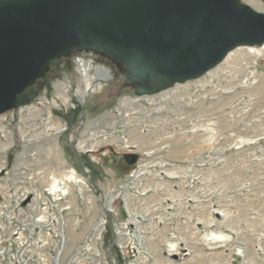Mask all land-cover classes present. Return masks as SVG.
Here are the masks:
<instances>
[{"label": "rangeland", "instance_id": "1", "mask_svg": "<svg viewBox=\"0 0 264 264\" xmlns=\"http://www.w3.org/2000/svg\"><path fill=\"white\" fill-rule=\"evenodd\" d=\"M82 59L109 71L96 91ZM124 75L109 54L81 48L49 61L0 115V212L13 211L16 239L36 252L29 264H55L59 251L35 223L48 196L68 207L60 264H264V46L237 47L209 73L151 93ZM58 182L71 194L48 195ZM27 190L33 200L19 201ZM6 239L0 261L12 264L20 245Z\"/></svg>", "mask_w": 264, "mask_h": 264}, {"label": "water", "instance_id": "2", "mask_svg": "<svg viewBox=\"0 0 264 264\" xmlns=\"http://www.w3.org/2000/svg\"><path fill=\"white\" fill-rule=\"evenodd\" d=\"M264 44V13L239 0H0V115L49 61L109 54L146 94L197 78L234 48ZM137 163L138 153H125Z\"/></svg>", "mask_w": 264, "mask_h": 264}, {"label": "built area", "instance_id": "3", "mask_svg": "<svg viewBox=\"0 0 264 264\" xmlns=\"http://www.w3.org/2000/svg\"><path fill=\"white\" fill-rule=\"evenodd\" d=\"M83 60V59H82ZM80 61V60H79ZM79 61L77 62L78 63V65H79ZM84 61V60H83ZM94 65V64H93ZM97 66V65H96ZM94 67H95V65H94ZM79 147H81V146H79ZM83 147V146H82ZM80 149V148H79ZM84 151H87V150H84ZM28 191H30V190H27L26 192H27V194H25L26 192H23L24 194V196L22 197V198H20V196L18 197V199H19V201H21V199H27L28 198V200H33V197L35 196V194H34V196H33V194H29L28 193ZM32 191V190H31ZM46 191H48V189H46ZM33 192H36V190L35 191H33ZM48 193H50L49 191H48ZM49 198H50V196H48V199H47V201H49V204H48V209H45V206L44 207H42V212L41 213H39L38 214V216H39V222L40 221H45L46 219L44 218V216H43V214H47L48 215V220H50V222L47 224V225H44L43 227H45L46 228V226L48 227V236L50 237V238H58L59 240V242H58V246H59V244H60V242H62V244L65 242H67V236H66V231H65V236H66V239H64V238H62L61 237V232H60V229L59 228H57V230H55V229H52V226H54V225H59L60 226V224H68V218H66V216L64 215V212H65V209L66 208H68V207H65V205H63V203H60V202H57L56 201V198H54L51 202H50V200H49ZM33 202V201H32ZM31 202V203H32ZM12 208H14L12 205H10ZM4 215L8 218L10 215H11V213L10 214H6L5 212L4 213H2V212H0V219L2 218V217H4ZM8 220H9V218H8ZM35 223H37V219L35 220ZM8 224H10V220L8 221V222H1L0 221V226H2V228L0 229V235H4V234H8L9 235V240H11L12 242H14L15 243V241H17V242H19V247H18V252H19V254H20V256L18 257V259L19 260H16L14 263H12V264H29V259L28 258H31L30 257V255H32V254H34V253H36V252H32V251H30V250H28V248L27 249H23V251H28V252H20L21 251V248L24 246V245H26V243L27 242H21V237L19 238V241L16 239V237H17V235H19L20 234V231H19V228H15L16 226H14L12 229H11V231L14 233H10L8 230H4V225L6 226V225H8ZM32 225H33V223H32ZM32 225L30 224V228H29V230H30V232L31 233H34L35 234V226H36V224H34V227H32ZM58 226V227H59ZM33 228V229H32ZM121 229V227H119L118 229H117V231H118V236H117V238H116V241H115V243H116V245L118 246V248H120V249H122L123 248V246H124V242H125V238H124V231H119ZM30 237H31V234H30ZM24 240H26L25 238H24ZM8 242V239H6V240H3V241H0V249H2L5 245H6V243ZM16 242V243H17ZM34 242V241H33ZM33 245V243H31V245L30 246H32ZM90 245H91V243H90ZM80 247H82L83 249L85 248L86 249V246H80ZM170 247H171V250L170 251H174V250H172V246L170 245ZM88 250H91V247H88L87 248ZM86 249V250H87ZM11 250H12V248H11ZM82 251V250H81ZM0 252H6V249L4 248L2 251H0ZM87 252V251H86ZM29 253V254H28ZM6 253H3V254H1V255H5ZM61 255H63V252H54V255L51 257L52 259H53V261L55 262V264H60V256ZM9 257H11V255H9ZM25 258V259H24ZM0 263L2 264V261H0Z\"/></svg>", "mask_w": 264, "mask_h": 264}, {"label": "bare ground", "instance_id": "4", "mask_svg": "<svg viewBox=\"0 0 264 264\" xmlns=\"http://www.w3.org/2000/svg\"><path fill=\"white\" fill-rule=\"evenodd\" d=\"M251 2H250V4L252 5V7H254V9L257 11V12H261L262 10H263V5H262V3L261 2H256V1H254V0H250ZM261 10V11H260ZM241 46H243V45H241ZM246 47H249V50H252V51H255L256 52V48H257V45H245ZM262 46H264V44L262 45ZM238 47H240V46H238ZM259 47V46H258ZM237 48V47H236ZM235 49V48H234ZM234 49H232V50H234ZM231 50V51H232ZM230 51V52H231ZM252 53V52H251ZM254 53V52H253ZM227 56V55H226ZM225 56V57H226ZM79 71H81V73L83 74V75H85V80L88 82L89 81V83H87V87H90V92H93V91H96V88L94 87V85L93 84H97V81L99 82V84H102L101 82H104V81H107L109 78H110V74H109V71L107 70V68H105V67H103V66H98L97 68H95L94 67V65L91 63V62H85V61H83V60H80L79 61ZM95 70V72H96V74H95V78H90L89 76H92L91 75V70ZM93 77V76H92ZM86 84V83H85ZM88 91V90H87ZM72 178V177H71ZM77 178V177H76ZM76 182V181H75ZM55 183H56V181H55ZM59 183H61V182H58L56 185H53V187H51L49 190H50V193H48V195H53V196H57V195H59V192H61L60 194L63 196H68L69 194H71V192H69V191H67V190H65L64 189V187H62V186H59ZM80 183H81V181H80ZM66 184V183H65ZM66 185H68V184H66ZM65 185V186H66ZM52 186V185H51ZM46 194V193H45ZM47 195V194H46ZM61 199H63V197H59V198H56V201L57 200H61ZM33 204V203H32ZM36 205V204H35ZM48 207V206H47ZM15 208V207H14ZM18 208V207H17ZM29 208V207H28ZM36 208V207H35ZM30 209V208H29ZM34 209V208H33ZM38 209V208H37ZM18 210V209H17ZM33 211V210H32ZM13 212V211H12ZM12 212H11V215H12ZM15 212V211H14ZM35 213L36 212H39L38 210L36 211H34ZM14 214V213H13ZM18 214V213H17ZM29 214V213H28ZM32 216H33V214H31V216H30V219H29V221L31 222V224L32 223H34V221L32 220ZM44 216V218L46 219L45 221H40L39 222V219L37 218V221H38V227L39 226H44V225H47L49 222H50V220H48V215L46 214V215H43ZM17 217V216H16ZM9 218V217H8ZM13 217H11V219H12ZM27 219V218H26ZM14 220V219H13ZM12 220V221H13ZM28 220V219H27ZM21 221V220H20ZM17 223H18V221H16ZM24 222V221H23ZM26 222V221H25ZM21 223V222H20ZM13 224H16V223H13ZM24 224V223H23ZM29 224V223H28ZM69 224V223H68ZM68 224H60V226L57 224V225H54V226H52V229H55V230H57V228H59L60 229V232H61V237L62 238H64V239H66V236H65V231H66V234H67V239H68V237H69V235H68V233H67V229H68ZM10 224H8V225H4V230H8L10 233H13L12 231H11V229L14 227V226H9ZM26 225V224H25ZM59 226V227H58ZM10 227V228H9ZM30 227V226H29ZM36 227V226H35ZM2 228V226H0V229ZM96 230V229H95ZM97 231V230H96ZM14 234V233H13ZM31 235H33L34 233H30ZM69 240H70V238H69ZM65 244H66V246H65ZM24 247H26V246H24ZM66 247H67V243H63L62 244V242H60V244H59V246H56V248L59 250L58 252H63L65 249H66ZM55 248V249H56ZM22 249H24V248H22ZM80 249H82V247H78V250H80ZM23 252V251H22ZM25 252V251H24ZM74 252V251H73Z\"/></svg>", "mask_w": 264, "mask_h": 264}, {"label": "trees", "instance_id": "5", "mask_svg": "<svg viewBox=\"0 0 264 264\" xmlns=\"http://www.w3.org/2000/svg\"><path fill=\"white\" fill-rule=\"evenodd\" d=\"M112 86H113L114 88H117V89H118V86H119V85H118V86L112 85Z\"/></svg>", "mask_w": 264, "mask_h": 264}]
</instances>
